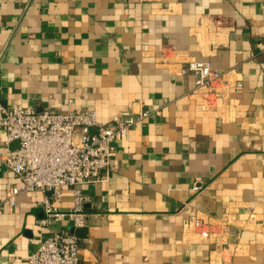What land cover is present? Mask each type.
<instances>
[{
	"label": "crops",
	"instance_id": "crops-1",
	"mask_svg": "<svg viewBox=\"0 0 264 264\" xmlns=\"http://www.w3.org/2000/svg\"><path fill=\"white\" fill-rule=\"evenodd\" d=\"M193 60L223 81L197 91L182 74ZM0 103L105 124L150 112L116 143L109 179L82 186L83 226H41L42 192L0 210V264L72 228L87 229L81 264H264V0H0ZM5 138L0 203L21 183ZM74 205L71 189L56 203ZM196 219L214 226L209 240Z\"/></svg>",
	"mask_w": 264,
	"mask_h": 264
},
{
	"label": "built area",
	"instance_id": "built-area-1",
	"mask_svg": "<svg viewBox=\"0 0 264 264\" xmlns=\"http://www.w3.org/2000/svg\"><path fill=\"white\" fill-rule=\"evenodd\" d=\"M182 74L193 75L196 90L201 91L222 82L226 72L212 69L208 62L193 60L182 69ZM149 115L148 111L139 116L127 113L105 124L92 110L36 113L21 104L6 108L0 103V130L6 135L4 166L21 180L19 186L8 191L0 203V210L15 207L23 193L42 192L46 196L43 202L46 218L39 222L41 226H48L51 221H72L75 227L83 226L87 217L83 207L88 198L82 186L109 179L117 170L112 163L117 154L116 143L126 139L132 128ZM15 142L19 146L12 149ZM67 189L74 194V210L61 212L56 203ZM199 189L194 187L195 191ZM224 221L221 225L227 231L229 224ZM192 225L202 241L214 235V226L207 221L196 219ZM79 250V239L74 233L65 229L53 230L26 256L25 264H81Z\"/></svg>",
	"mask_w": 264,
	"mask_h": 264
},
{
	"label": "water",
	"instance_id": "water-1",
	"mask_svg": "<svg viewBox=\"0 0 264 264\" xmlns=\"http://www.w3.org/2000/svg\"><path fill=\"white\" fill-rule=\"evenodd\" d=\"M71 231L75 234L77 238H85L87 234V229L86 228H72Z\"/></svg>",
	"mask_w": 264,
	"mask_h": 264
}]
</instances>
